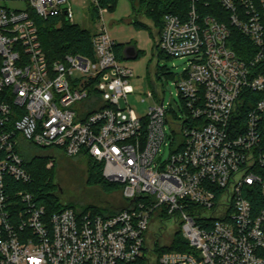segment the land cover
Segmentation results:
<instances>
[{
	"label": "built area",
	"instance_id": "built-area-1",
	"mask_svg": "<svg viewBox=\"0 0 264 264\" xmlns=\"http://www.w3.org/2000/svg\"><path fill=\"white\" fill-rule=\"evenodd\" d=\"M6 1L14 0H0V264H264V208L256 212L246 197L256 189L264 198L256 171L264 167V97L244 129L241 121L245 93L264 94V0H188L184 17L164 16L159 49L188 60L176 82L183 117L171 114L180 111L175 100L145 117L131 108L133 70L117 58L98 0H77L98 8L94 58L68 55L52 66L32 15L75 24L71 1L17 0L23 10ZM230 27L256 48L250 60L231 48ZM23 147L86 152L124 186L131 207L50 213L13 185L31 183ZM169 221L191 252L156 254Z\"/></svg>",
	"mask_w": 264,
	"mask_h": 264
},
{
	"label": "rangeland",
	"instance_id": "rangeland-1",
	"mask_svg": "<svg viewBox=\"0 0 264 264\" xmlns=\"http://www.w3.org/2000/svg\"><path fill=\"white\" fill-rule=\"evenodd\" d=\"M70 1L75 15V24L94 32L95 23L90 12L91 3L89 1ZM2 4L10 9H26L25 4L17 0L6 1ZM135 5L138 11V21L145 23L148 29H138L131 23L134 19L131 0H118L115 10L109 11L104 17L108 34L117 46L135 43L140 51L137 60L125 62L133 70V77L130 81L133 94L129 95L128 103L138 116L145 117L150 108L161 104L162 101L168 107L171 98H173L180 111H173L172 116L183 117V105L176 81L178 76H182L187 70L188 60L168 58L161 50L158 52L160 54L158 57L154 38L157 30L139 8V0H136ZM77 77H81V74L75 73L74 78ZM168 88L170 90H167ZM121 106L126 107L124 100L121 101ZM171 150L170 146L163 149L165 160L169 157ZM22 152L29 158L44 156L49 161H55L50 167L54 166L55 169L57 194L62 204L74 206L77 210L88 206H97L108 208L111 211H120L126 206L122 191L107 194L99 185H89V162L85 155L69 157L59 149L44 150L37 147H32L31 151L23 147ZM153 219H156L155 216ZM160 226L159 221L153 224L149 235L158 234ZM177 228L178 226L173 221L166 222L161 239L158 237V242L163 245L171 244L174 234L178 231Z\"/></svg>",
	"mask_w": 264,
	"mask_h": 264
},
{
	"label": "trees",
	"instance_id": "trees-1",
	"mask_svg": "<svg viewBox=\"0 0 264 264\" xmlns=\"http://www.w3.org/2000/svg\"><path fill=\"white\" fill-rule=\"evenodd\" d=\"M98 1L101 7L108 8L109 11H114L118 3V0ZM131 2L134 11L132 24L138 29H148V26L145 23L139 22L137 19L138 11L136 10L135 5L136 0H131ZM139 8H141L145 17L152 22L154 28L157 30L154 38L156 40L155 51L158 53L160 50L159 38L163 29L164 16L167 14H174L184 17L188 12V0H139ZM216 8L222 13V9H220V7L216 6ZM90 12L95 23L98 17V8L91 4ZM32 16L38 27L42 48L49 65L52 66L57 61L64 60L68 55H81L94 58L92 48V37L94 32L83 29L76 24H71L65 18L55 17L49 18L48 20H42L34 15ZM230 28L231 48L241 59L250 60L255 55L256 48L238 30L232 27ZM125 46L126 45H119L116 46L115 49L117 58L121 61H124L122 58V51ZM159 55L160 54L158 53V57ZM258 68H260L261 71L264 70V64L259 65ZM245 96L250 102L246 103L242 109L241 121L243 129L247 114L250 112L252 105L263 98L264 94L247 91ZM171 114H173V112ZM82 154L88 157L89 185H99L107 194H112L118 191L123 192L124 186L122 184L110 182L104 177L103 163L97 162L86 152H83ZM23 156L26 161L27 170L31 174V183L25 186L19 182L13 181V185L17 187V190L21 189L32 193L41 205L46 206L50 213L60 212L64 209H73L82 213L92 211L93 213L109 216L127 210L131 207L132 201L126 199V206L120 211H111L108 208H100L97 206H88L84 209L77 210L74 206L64 205L61 203L57 194L54 166L53 168L50 167L55 161H49V159L44 156L29 158L24 153ZM256 171L257 174L264 180V167H259ZM247 193L246 197L252 202L253 208L256 212L264 208V198L259 191L252 189V191H248ZM155 252L158 256H160L161 254L167 252H191V248L189 247L188 242L182 237L181 232H176L171 244L160 246L157 243L155 245Z\"/></svg>",
	"mask_w": 264,
	"mask_h": 264
},
{
	"label": "water",
	"instance_id": "water-1",
	"mask_svg": "<svg viewBox=\"0 0 264 264\" xmlns=\"http://www.w3.org/2000/svg\"><path fill=\"white\" fill-rule=\"evenodd\" d=\"M139 56H140V51L137 48L135 43L128 44L123 48L122 58L124 61H134V60H137L139 58ZM177 81H178V79H177ZM167 90H170V88H168ZM169 105L175 107V103H174L173 98H171Z\"/></svg>",
	"mask_w": 264,
	"mask_h": 264
},
{
	"label": "crops",
	"instance_id": "crops-1",
	"mask_svg": "<svg viewBox=\"0 0 264 264\" xmlns=\"http://www.w3.org/2000/svg\"><path fill=\"white\" fill-rule=\"evenodd\" d=\"M132 23V22H131Z\"/></svg>",
	"mask_w": 264,
	"mask_h": 264
}]
</instances>
